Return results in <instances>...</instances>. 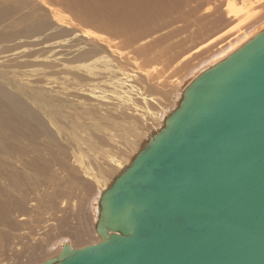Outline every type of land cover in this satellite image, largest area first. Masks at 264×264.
<instances>
[{
	"label": "water",
	"instance_id": "1",
	"mask_svg": "<svg viewBox=\"0 0 264 264\" xmlns=\"http://www.w3.org/2000/svg\"><path fill=\"white\" fill-rule=\"evenodd\" d=\"M94 224L40 264H264V30L189 83Z\"/></svg>",
	"mask_w": 264,
	"mask_h": 264
},
{
	"label": "bare ground",
	"instance_id": "2",
	"mask_svg": "<svg viewBox=\"0 0 264 264\" xmlns=\"http://www.w3.org/2000/svg\"><path fill=\"white\" fill-rule=\"evenodd\" d=\"M194 1L198 2V0ZM96 3L102 8L98 11L104 17L102 29L112 31L114 35L132 36L134 40L140 38L136 45L146 44V47L165 45L169 48L179 43L167 42V39L177 37L182 30L180 25L179 28L172 30L173 26L183 20L181 16L169 17L180 13L181 0H91L89 6L91 12ZM208 5L205 6L206 15L215 14L219 4L216 2ZM225 5V8L229 9L226 16L231 18L240 14L242 16L226 29L182 55L178 59L179 62L185 61L183 63L186 64L187 59L196 53L209 51L214 47H211L214 43L218 44V48L230 46V50L236 47L238 49L240 43L244 41L246 43L263 31L264 26L251 28L252 30L247 28L250 27H248L250 23L261 17L259 14L264 9V0H257L255 6L251 0H244L240 7L226 0ZM34 16H38V10L34 11ZM34 26L26 32L32 39L29 42H36L49 35L47 30L50 23L41 22ZM167 27L168 29L171 27V30L162 35L155 34L157 37L154 39L149 36L153 32L167 30ZM232 32L235 33L228 36ZM84 34L99 40L107 50L78 48L72 53L70 66L65 67L61 72H56L55 75L64 77L104 75L99 80L92 79L87 84L76 83L75 86L70 87H64L57 81L34 86L33 78L30 76H11L7 72L0 71V127L6 131L4 137L7 138V143L0 144V153L6 149L11 158L19 163L12 173L27 176L43 175L50 170L53 174L68 171L82 172L87 177L93 178L98 187L102 188V192L113 181L109 175L120 173L129 165L133 158L132 154L135 155L150 135L162 126L167 110L161 101L176 96L177 106L184 89L205 69L192 71L191 75L189 74L191 77L187 78L181 88L178 80L177 84L175 80L172 84L156 83L148 77L151 84L158 87L157 89L162 93V96L157 98L149 92L154 87L134 84L132 75L123 68L121 61L123 58H120L121 60L115 58L119 53L110 40L93 31ZM4 36L5 34L0 32V40L3 41ZM35 37L37 39L33 41ZM234 42L237 43L233 44ZM225 56L223 55L218 61ZM113 59L117 60V64ZM116 70L123 71L118 77H110ZM48 94L50 98L47 97ZM159 125L158 129L152 130ZM82 133L86 136L81 135ZM83 145L88 149L87 157L80 156L76 152L77 149L81 150ZM8 210L9 206L0 198V214L5 217Z\"/></svg>",
	"mask_w": 264,
	"mask_h": 264
},
{
	"label": "rangeland",
	"instance_id": "3",
	"mask_svg": "<svg viewBox=\"0 0 264 264\" xmlns=\"http://www.w3.org/2000/svg\"><path fill=\"white\" fill-rule=\"evenodd\" d=\"M201 1L198 0L199 3L197 1L196 3L194 0H181L180 13L169 16L172 18L181 16L183 20L172 27L173 30L180 25L182 27L180 35L167 39V42L179 43L168 48L165 45L155 47H146V44L136 45L140 38L134 40L132 36L114 35L112 31L102 29L104 17L98 12L102 8L96 3L93 9L97 11L91 12L89 7L91 0H38V2L37 0H0V32L5 34V39L0 40V71L7 72L11 76H30L33 78L34 86L57 81L64 87H70L75 86L76 83L87 84L92 79L99 80L104 75L99 77L55 75L56 72H61L62 69L70 66L72 53L78 48L107 50L99 40L84 34L93 31L111 41L112 46L119 53L115 58H123L120 59L123 68L132 75L134 84L154 87L149 92L158 98L162 93L159 92L158 87L151 84L148 77L156 83L172 84L175 80L176 84L177 82L181 84L179 87L181 88L187 78L191 77L192 71L207 69L209 65L217 63L215 60L218 61L223 55L227 57L232 50L237 49L236 47L230 50V46L218 48V44L214 43L211 46H214L213 48L205 53H196L186 60V64L185 61L179 62L178 59L182 55L206 42L242 16V14L235 18L226 16L229 11L225 8L226 0ZM229 1L240 7L244 0ZM216 2L220 5L217 6V11L207 16L205 6ZM251 2L254 6L257 4V0ZM37 10L38 16L35 17L34 11ZM259 15L261 17L256 20L258 22L250 23L247 30L264 26V9ZM39 16L41 17L38 18ZM41 22L50 23L47 30L49 35L36 42H29L32 39L26 32ZM168 28L157 33L153 32L149 36L154 39L157 37L155 34L162 35L171 30V27ZM36 39L37 37L33 38V41ZM81 41L87 43L83 44ZM244 42L240 43L241 46ZM224 43L227 44L226 41ZM235 43L237 42L233 44ZM113 60L117 64V60ZM121 71L123 70L112 72L110 77H118ZM79 95L84 94L79 93ZM47 97L50 98V95L48 94ZM176 100L178 97L173 96L170 100H162L161 103L168 112L169 109L175 108ZM66 126L68 127L67 124ZM159 127L160 125L153 127L152 130ZM5 132L0 127V144L7 143ZM87 151L84 145L81 150H76L77 154L83 157H87ZM18 166L19 163L11 158L6 149L0 153V198L9 206L5 217L0 214V264H40L55 257L61 251L62 244L67 241L74 247H83L100 240L94 222L97 218V205L102 188L98 187L93 178L87 177L82 172L71 171L53 174L50 170L43 175L27 176L12 173V170ZM117 174L119 172L109 177L113 180L114 175Z\"/></svg>",
	"mask_w": 264,
	"mask_h": 264
}]
</instances>
